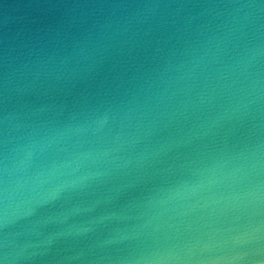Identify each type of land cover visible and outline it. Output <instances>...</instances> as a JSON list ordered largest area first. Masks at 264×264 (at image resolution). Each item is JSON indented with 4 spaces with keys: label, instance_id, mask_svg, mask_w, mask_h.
<instances>
[{
    "label": "water",
    "instance_id": "water-1",
    "mask_svg": "<svg viewBox=\"0 0 264 264\" xmlns=\"http://www.w3.org/2000/svg\"><path fill=\"white\" fill-rule=\"evenodd\" d=\"M0 264H264V0H0Z\"/></svg>",
    "mask_w": 264,
    "mask_h": 264
}]
</instances>
